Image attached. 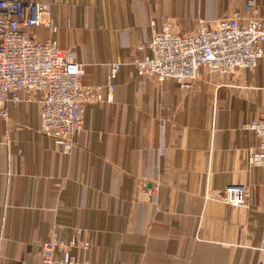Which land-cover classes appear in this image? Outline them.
Instances as JSON below:
<instances>
[{
  "label": "crops",
  "instance_id": "0c3cea01",
  "mask_svg": "<svg viewBox=\"0 0 264 264\" xmlns=\"http://www.w3.org/2000/svg\"><path fill=\"white\" fill-rule=\"evenodd\" d=\"M46 3L57 26L31 27L102 85L118 63L111 102H89L64 152L40 132L39 99L0 117V264H38L53 234L57 264H264V168L248 119L264 117V55L251 69H200L190 87L137 72L133 60L163 23L194 32L246 0H23ZM264 17V0H255ZM264 47V43H263ZM104 92V89L102 90ZM245 183L244 205L220 198ZM74 257L72 263H68Z\"/></svg>",
  "mask_w": 264,
  "mask_h": 264
},
{
  "label": "built area",
  "instance_id": "2783aa9c",
  "mask_svg": "<svg viewBox=\"0 0 264 264\" xmlns=\"http://www.w3.org/2000/svg\"><path fill=\"white\" fill-rule=\"evenodd\" d=\"M47 11L43 2L0 0V117H7L6 103L32 102L40 94V132L69 152L82 130L85 105L112 101L119 65L110 64L104 84H84L83 66L67 48L31 33V27L39 26L57 30L52 18L42 16ZM263 43L264 17L255 0H246L244 11L236 10L214 25L200 19L194 32H177L170 22L163 23L145 44L137 45L144 52L133 64L141 75L157 81L170 78L188 88L202 67L218 73L255 67L264 55ZM243 126L257 138V144L247 148V163L264 168V117L248 119ZM249 196L250 186L245 183L229 184L220 191L221 200L230 205H244ZM63 244L56 234L45 240L38 264L60 262L55 252ZM259 249L264 252V234ZM74 260L70 257L68 263Z\"/></svg>",
  "mask_w": 264,
  "mask_h": 264
}]
</instances>
